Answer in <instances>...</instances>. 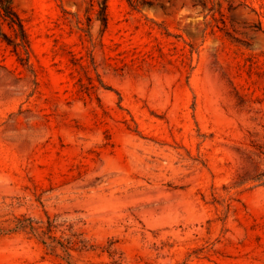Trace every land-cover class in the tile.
Listing matches in <instances>:
<instances>
[{"label":"rangeland","instance_id":"1","mask_svg":"<svg viewBox=\"0 0 264 264\" xmlns=\"http://www.w3.org/2000/svg\"><path fill=\"white\" fill-rule=\"evenodd\" d=\"M101 2L12 0L0 264H264V0Z\"/></svg>","mask_w":264,"mask_h":264},{"label":"trees","instance_id":"2","mask_svg":"<svg viewBox=\"0 0 264 264\" xmlns=\"http://www.w3.org/2000/svg\"><path fill=\"white\" fill-rule=\"evenodd\" d=\"M101 20L104 27L107 25L106 0L101 2ZM5 22L12 31V36L7 35L2 29ZM0 40L11 46V51L17 55L18 59H23V54H28L29 38L12 6V0H0Z\"/></svg>","mask_w":264,"mask_h":264}]
</instances>
